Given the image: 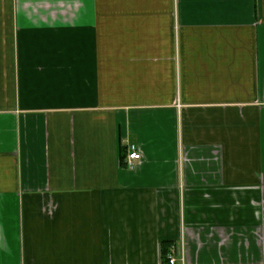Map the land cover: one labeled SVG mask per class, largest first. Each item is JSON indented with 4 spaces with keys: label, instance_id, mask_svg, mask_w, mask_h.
Instances as JSON below:
<instances>
[{
    "label": "crops",
    "instance_id": "crops-1",
    "mask_svg": "<svg viewBox=\"0 0 264 264\" xmlns=\"http://www.w3.org/2000/svg\"><path fill=\"white\" fill-rule=\"evenodd\" d=\"M164 244L264 264V0H0V264Z\"/></svg>",
    "mask_w": 264,
    "mask_h": 264
},
{
    "label": "built area",
    "instance_id": "built-area-1",
    "mask_svg": "<svg viewBox=\"0 0 264 264\" xmlns=\"http://www.w3.org/2000/svg\"><path fill=\"white\" fill-rule=\"evenodd\" d=\"M141 152L138 148L137 145H131L129 147V151L127 154V165L129 168L133 169L134 168V163L141 160ZM168 264H179L177 262V259L173 256V254L168 256ZM180 264H184V260L182 259V262Z\"/></svg>",
    "mask_w": 264,
    "mask_h": 264
},
{
    "label": "trees",
    "instance_id": "trees-1",
    "mask_svg": "<svg viewBox=\"0 0 264 264\" xmlns=\"http://www.w3.org/2000/svg\"><path fill=\"white\" fill-rule=\"evenodd\" d=\"M171 245L169 244H164L163 245V251H164V256H165V259H166V263L168 264V256L171 255L172 253V249L170 247Z\"/></svg>",
    "mask_w": 264,
    "mask_h": 264
}]
</instances>
